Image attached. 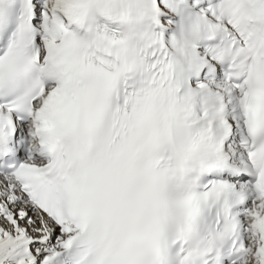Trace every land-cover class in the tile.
Returning <instances> with one entry per match:
<instances>
[{
	"label": "snow or ice",
	"instance_id": "1",
	"mask_svg": "<svg viewBox=\"0 0 264 264\" xmlns=\"http://www.w3.org/2000/svg\"><path fill=\"white\" fill-rule=\"evenodd\" d=\"M0 264H264V0H0Z\"/></svg>",
	"mask_w": 264,
	"mask_h": 264
}]
</instances>
